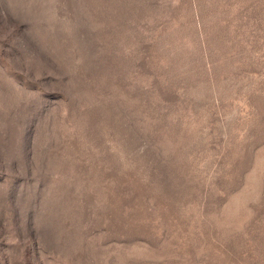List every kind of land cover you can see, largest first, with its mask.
<instances>
[{"label": "rangeland", "instance_id": "rangeland-1", "mask_svg": "<svg viewBox=\"0 0 264 264\" xmlns=\"http://www.w3.org/2000/svg\"><path fill=\"white\" fill-rule=\"evenodd\" d=\"M0 264H264V0H0Z\"/></svg>", "mask_w": 264, "mask_h": 264}]
</instances>
